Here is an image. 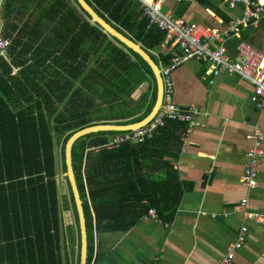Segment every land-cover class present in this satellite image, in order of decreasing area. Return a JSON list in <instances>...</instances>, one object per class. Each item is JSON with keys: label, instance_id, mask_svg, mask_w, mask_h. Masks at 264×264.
Masks as SVG:
<instances>
[{"label": "trees", "instance_id": "obj_1", "mask_svg": "<svg viewBox=\"0 0 264 264\" xmlns=\"http://www.w3.org/2000/svg\"><path fill=\"white\" fill-rule=\"evenodd\" d=\"M88 1L161 68L170 63L171 53H157L168 34L159 28L147 30L149 20L139 0ZM197 1L204 6L217 2ZM190 5L191 1H179L176 16H183ZM0 13L1 36L10 40L6 59L0 57V249L3 242L12 251L20 249L24 264H64L56 142L65 173L66 145L73 133L99 123L142 121L157 101L156 78L138 54L95 25L77 0H2ZM148 81V92L135 100V92ZM167 125L144 144L127 143L115 150L103 147L110 135L118 133L114 131L91 133L75 143L73 167L87 222V264L93 252L91 210L97 229L103 231L133 226L152 204L162 202L166 210L176 207L178 190L170 163L164 162L168 195L161 194L160 182H150L146 196L142 183L132 181L141 154L158 157L168 144L162 135ZM156 169L161 171L160 166L152 167ZM68 189L80 250L69 183ZM136 202L145 203L142 212L131 216L128 211ZM2 251L5 254L6 248ZM37 257L40 260L35 261Z\"/></svg>", "mask_w": 264, "mask_h": 264}, {"label": "crops", "instance_id": "obj_2", "mask_svg": "<svg viewBox=\"0 0 264 264\" xmlns=\"http://www.w3.org/2000/svg\"><path fill=\"white\" fill-rule=\"evenodd\" d=\"M179 1L182 0H164V8L177 14ZM242 15L240 4L231 7L229 3L217 1L212 6H204L191 0L183 17L223 32L229 22ZM241 40L264 52V17L243 28L239 36H222L212 42V46H224L231 59H236ZM173 46L164 44L163 50L158 49L157 53L170 54ZM211 80H215L213 85ZM173 82L175 102L184 111L195 106L199 111L195 123L199 125L188 135V124L168 122L167 131L162 133L168 144L159 145L163 147L158 157L141 154L133 168L137 174L132 181L142 183V194L146 196L150 195V182H160L161 194L167 191L165 195H168L170 190L164 188V184L170 189V181L164 170H168L165 163H170L175 172L174 187L178 190L174 194L176 207L166 210L162 202L158 203L160 206L152 204L149 209L157 211L158 222L148 217V209L133 226L103 231L97 229L95 213L91 210L94 225L91 264H220L243 225L248 227L247 238L244 246L235 251L230 264H264V223L244 216L239 206L241 198L248 196V210L264 212V110H257L250 100L253 87L237 76L222 73L214 77L210 65L196 61L176 69ZM150 85L151 81L144 83L133 98L138 100L148 92ZM255 129L262 132L263 157L257 187L247 194L241 176L245 155L253 147L248 138ZM118 133L110 135L109 141ZM60 150L56 142L62 256L64 264H78V230ZM153 166H160L161 171L152 170ZM143 204L133 203L134 207L128 212L135 216L142 212ZM1 247L0 264H24L20 249L12 251L5 242Z\"/></svg>", "mask_w": 264, "mask_h": 264}, {"label": "built area", "instance_id": "obj_3", "mask_svg": "<svg viewBox=\"0 0 264 264\" xmlns=\"http://www.w3.org/2000/svg\"><path fill=\"white\" fill-rule=\"evenodd\" d=\"M149 22L147 30L159 28L168 34L166 45H174L171 52L170 63L162 69L164 78V95L161 109L157 116L146 126L132 130L121 131L103 147L107 150L119 149L122 145L144 144L154 138L168 122H178L189 125L188 135L199 124L195 118L199 114L198 109L192 106L188 111L181 109L175 102V90L173 72L190 61L202 62L210 65L214 77L225 73L237 76L252 87L251 102L259 111L264 110V52L255 49L244 40L239 42L236 59H231L224 46H212V42L222 36L226 38L237 37L242 29L258 23L264 17V0H217L222 4L229 3L231 7L243 6V15L238 20L228 23L223 32L212 29L202 23L191 21L183 16H176L172 11L164 8V0H139ZM191 1V0H182ZM10 40L0 35V57L6 59ZM215 80H211L213 85ZM186 133V137L188 136ZM253 147L245 155V164L241 176V182L247 194L253 192L258 184V168L263 157L261 149L262 132L255 129L253 135L248 138ZM250 199L248 196L241 198L239 202L242 214L255 221L264 223V212L249 211ZM148 217L153 221H159L157 211L149 209ZM248 227L243 225L237 234V240L228 248L227 255L220 264H230L235 251L241 249L247 238Z\"/></svg>", "mask_w": 264, "mask_h": 264}, {"label": "water", "instance_id": "obj_4", "mask_svg": "<svg viewBox=\"0 0 264 264\" xmlns=\"http://www.w3.org/2000/svg\"><path fill=\"white\" fill-rule=\"evenodd\" d=\"M77 1L79 5L82 7V9L88 12L92 16V22L95 23V25L99 26L105 34H107L113 39H116L121 44H123L127 49L138 54L149 65V67L153 72L154 78H156L157 88H158V96H157L156 104H154L151 112L142 121L135 124L99 123V124L89 125L75 131L73 135L69 138V141L66 145L65 178H67L68 183L70 185L77 210L78 220H79V230H80V263L79 264H87L89 257L88 230H87L84 204H83V200L81 199V195L73 167V147L78 140L88 135H91V133H97L101 131L121 132V131L132 130L139 127L142 128L148 125L154 119V117L157 116V113L161 109L163 103V95H164V85H163L164 78L162 74V68L160 67V65L140 44L126 37L124 34L119 32L115 27H113L110 22H108L94 9V6L88 0H77ZM1 2L2 0H0V6H1Z\"/></svg>", "mask_w": 264, "mask_h": 264}, {"label": "rangeland", "instance_id": "obj_5", "mask_svg": "<svg viewBox=\"0 0 264 264\" xmlns=\"http://www.w3.org/2000/svg\"><path fill=\"white\" fill-rule=\"evenodd\" d=\"M0 16H1V13H0ZM0 23H2V21H1V18H0ZM0 31H2V28L0 29ZM159 50H161V51H162V50H163V48L161 47ZM61 106H62V105H61ZM103 113H104V114H107V113H108V111H102V112H99V111H98V112H97V114H103ZM63 174H64V173H63ZM66 183H67V180H66ZM67 185H68V184H67Z\"/></svg>", "mask_w": 264, "mask_h": 264}]
</instances>
